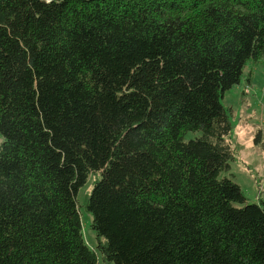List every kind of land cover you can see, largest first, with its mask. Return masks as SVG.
<instances>
[{"label": "trees", "instance_id": "trees-1", "mask_svg": "<svg viewBox=\"0 0 264 264\" xmlns=\"http://www.w3.org/2000/svg\"><path fill=\"white\" fill-rule=\"evenodd\" d=\"M263 56L264 0H0V264H264L221 102Z\"/></svg>", "mask_w": 264, "mask_h": 264}, {"label": "rangeland", "instance_id": "rangeland-1", "mask_svg": "<svg viewBox=\"0 0 264 264\" xmlns=\"http://www.w3.org/2000/svg\"><path fill=\"white\" fill-rule=\"evenodd\" d=\"M221 102L233 126L227 140L234 160L227 176L241 187L248 202L259 203L264 200V56L248 62L240 84L226 91ZM99 177L92 176L78 195L84 238L92 249L98 248L99 240L86 204Z\"/></svg>", "mask_w": 264, "mask_h": 264}]
</instances>
